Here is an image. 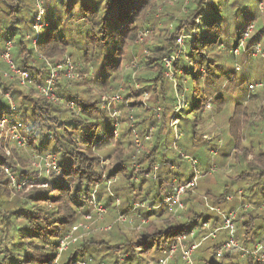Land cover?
I'll use <instances>...</instances> for the list:
<instances>
[{"label": "trees", "instance_id": "trees-1", "mask_svg": "<svg viewBox=\"0 0 264 264\" xmlns=\"http://www.w3.org/2000/svg\"><path fill=\"white\" fill-rule=\"evenodd\" d=\"M170 1L100 0L83 5L85 19L80 22L86 43L82 57L75 56L74 44L64 36L58 37L52 25L39 36L35 46L26 35L17 44L12 58L18 68L29 73L32 82L24 89L19 81L0 72V113L22 123L28 143L23 149L12 145L13 139L0 141V264H81L89 258L95 259L96 264H149L159 261L180 235L189 236L191 231H195V236H189L184 243L187 248L198 244L193 253L195 264H264L258 261L264 251L253 253L258 245H264V141L251 138L246 144L240 136L245 130L251 135L262 130L264 86L251 96L250 108L238 107L236 115L242 121L233 119L237 121V132H232L236 143L228 161L239 173L222 186L200 181L203 190L199 192L198 187L197 192L183 193L182 206L176 213L170 212L165 202L174 193V179L177 185H185L195 177L193 166L194 171L186 178L182 158L191 162L196 159L197 169H203L200 176H206L212 165L218 166L208 159L211 148H197L196 137L182 141L179 147L180 139H171V119L179 114L174 113V88L180 93L188 86L186 99L182 96L188 108L195 98L193 112L206 108L211 99L209 89L212 95L216 94L212 89L213 74L222 77L228 60L238 59L239 55L248 64L254 47L264 43V13L259 14L260 18L257 13L251 16L245 25L239 21L242 15L237 14V40L232 47L226 36L228 18L222 13V6H236L239 0H180L171 7V29L153 21L160 4L168 5ZM50 2L45 1L48 8ZM74 2L63 0L67 15ZM257 22L260 28L246 38L241 54L235 55L234 49L240 46L247 28ZM145 30H153L156 37L152 45L143 43L146 49L138 46ZM180 38L185 43L179 42ZM263 53L256 60L259 70L264 69ZM41 55L55 68L66 57H76V79L67 78L64 70H58L55 77L53 89L60 102L38 95V87L46 85L52 74L44 60L36 61ZM170 57H176L174 80L167 76L165 59ZM90 68L94 69L92 76ZM5 69L9 70L7 64ZM121 88L123 101L113 103L120 112L116 118L103 108L102 96L120 93L116 90ZM7 95L13 101V111ZM71 101L76 109L69 107ZM257 120L261 125L251 131ZM117 123L125 126L118 128V136ZM172 141L180 153L173 145L175 150H170ZM6 147L11 150L10 155ZM48 153L56 156L59 174L34 168L32 156ZM250 154L255 157L250 159ZM135 162L139 171L147 175L159 163L182 166L184 172L162 169L159 180L152 176L139 178ZM12 176L20 184L26 182L22 190L13 185ZM108 181L112 184L109 192ZM94 190L108 210L109 228L70 243L57 263L62 239L92 214ZM116 198H120V203ZM135 202L146 203L152 209L138 208L134 212ZM247 203L252 206L244 209ZM208 205L224 213L236 212V241L240 249L225 246L229 234L221 228L222 216ZM120 214L134 218V229L115 221ZM215 228H219L216 235L209 236ZM170 264H184L180 249Z\"/></svg>", "mask_w": 264, "mask_h": 264}, {"label": "rangeland", "instance_id": "rangeland-1", "mask_svg": "<svg viewBox=\"0 0 264 264\" xmlns=\"http://www.w3.org/2000/svg\"><path fill=\"white\" fill-rule=\"evenodd\" d=\"M45 1L46 0L43 1V9L42 11H40L37 0H0V72H2V74L5 77L10 78L12 80L19 81L18 77H16V75L12 72V70L10 69L8 65L7 66L9 70L5 69V64H8V62L4 60L3 52L5 51L7 44L11 42L13 45V48L11 51V57H12V54L14 53L17 44L22 38L25 37V35H26L25 38L28 40L31 38V36L34 37L36 35L35 25L38 23L37 16L39 14H41L40 23L44 25V27L40 31V35L44 33L45 31H47L48 29H50L49 27L52 25L51 28L54 27L53 28L54 30L53 29L52 30L58 37L64 36L66 40H69L71 43L74 44L72 47L75 50H77L75 51L76 57H82L84 55V51H85L84 47H85L86 41H85V33L82 31L83 24L80 22V19H85V18H84V14L81 11V7L85 4H88V3L90 4L92 1L95 3L100 2V0H75V2L70 6V9H71L70 11L72 12L68 15L65 13V10L62 7L63 0H51L49 8L46 6ZM222 1L224 3L225 0H222ZM177 2H180V0H172L170 1V3H168V5L162 4L163 3L162 2L156 11V14H154V19H153L154 23H156V25L160 27H169L171 29L173 26H172L171 19H170V13L174 11L172 10V8L174 4H176ZM238 2L241 3V6L240 4H238ZM18 3H20L19 6H18ZM222 13L228 18V23H227L228 32L226 33V36H228L231 39V46L233 47L235 46L236 40H237L236 39L237 33L234 32L235 26L236 24H238V22L235 19L238 17L237 14L242 15V16H239L240 17L239 21L242 23V25H245L247 20L251 16L256 15V13L258 14V16L259 14L264 13V0H239L237 1L236 6H232V4L230 3L228 4L224 3L222 6ZM253 24H254V29L252 33L255 34L256 31H258V28H260V25L258 22L253 23ZM153 30H149L150 32L148 36L145 37L143 41H140L138 46L142 45L145 48V45H143V43L145 44L148 41L149 45H152L153 43L156 42V37L153 36L154 35ZM252 33H250V35H252ZM180 39L181 40H179V42L185 43V42H182L183 38H180ZM30 43L28 42L29 46H30ZM116 43L120 44V36L118 37ZM260 43H261V48H263L264 43L262 42ZM243 45H245V43ZM78 47L80 49H78ZM223 47L224 46H222V49ZM183 48L185 49V45ZM261 53L258 54L256 57L249 58L250 61L248 64H246V61H243V59H240V55L238 56L239 57L238 59L236 58L235 60L229 59L228 60L229 66L227 67V72L222 77L217 76L216 73L213 74L214 75L213 77L215 80L214 87L210 83L209 85L213 87L212 89H215L216 94L212 95L211 89H209V94L211 96L210 97L211 99L208 101V103L211 104L209 108H203L202 110L193 112L191 109L194 105L195 98L192 99L191 102H189L188 104L189 108H188L186 107L185 105L186 102L184 101L183 96H182L184 95L186 99V94L188 93V89H189L188 86H186L185 90L180 93L177 90H175L176 88H174V91H176L175 93L176 103L174 105L175 107L174 113L176 112V107L179 103V99L182 102V108L177 112L179 113L178 118H180L179 119L180 120L179 131L182 133L181 138L177 143V147L180 146L182 141L196 137L197 141L195 143H196L197 148H200L203 146L204 148L208 150L211 148L213 152L217 151L216 155H213V152H210L211 155L208 156V159L212 161V163L214 162L215 164L216 162V164L218 165L216 168V171L209 172V169H210L209 168L206 176H200L199 178H197V189L199 187V192L203 190V188L201 187L200 181L204 180L203 183L208 184V185L210 183L212 185L215 184L217 186H222L226 183L225 180H229V182H231L232 181L231 178L235 177L237 173H239V169L235 168L233 166L234 164L228 161L230 158L233 157V148L236 143V140L234 139V134L232 132H237L236 122L242 121L241 117L239 115H236V111L238 107L240 106L242 108H250L251 103L249 101H250L251 96L253 94L259 93L263 88L258 85H260L262 82L264 86V81H263L264 80V69L259 70L257 68L258 62L256 61L258 60V58H260ZM263 54H262V57L264 56ZM76 57H73L72 59L73 62L74 60L76 61ZM37 58L38 59L36 61L41 59L40 56H38ZM13 63H15L14 60H13ZM135 65L136 64L134 63L132 66L134 67ZM237 67H239L240 69L237 70ZM93 73H94V69L90 68L89 75L92 76ZM75 74L76 76L73 79H76V77L79 75L76 68H75ZM167 76L169 78L173 76L171 71L169 72V75ZM258 81H261V82H258ZM19 84H20V81H19ZM20 86L24 89L29 88L28 85L22 86L20 84ZM251 86H254V88H252ZM79 87L81 89L83 88L82 86H79ZM116 91L120 92L122 95V98H124V94L122 93V91H124L123 88H121L120 91L119 90H116ZM116 91H113V92H116ZM38 93H39L38 94L39 96H43L40 93V91H38ZM177 94H178V101H177ZM104 96L109 97V96H112V94L105 93L103 94L102 99ZM179 96L181 97L179 98ZM56 97H58V95H56ZM144 98L147 99L148 98L147 95ZM55 102H60V101L58 100ZM102 105H103V102H102ZM103 108L108 111L109 115H112V109H113L112 107H111V110L108 109L109 108L108 106H104ZM258 110H259L258 112L261 111L260 108ZM262 118L264 117H261L260 119ZM186 119H188V121ZM233 119L237 121L235 122ZM262 123H263L262 130L257 135L256 134L251 135V133L249 134V131L247 130L241 133L240 136H242L243 143L248 144L249 141H251V138L255 142H258L260 140L264 141V120ZM255 125L257 127L256 126L252 127L251 131L255 128L256 130L259 128V126L261 125L260 120H257L255 122ZM123 128H125V126L119 125V129H123ZM170 135H171L172 140L175 139L174 131H172V134ZM116 136H118V134H116ZM9 140H10V137L8 138L7 141ZM13 141L14 142L12 145H18L14 139ZM170 145H171L170 150H173L175 148L178 150H175V149L174 150L180 153L181 150H179V148H177L174 145L173 141L170 142ZM172 145L174 146V148H172L173 147ZM107 146L110 147V144H108ZM23 149H26V148H23ZM5 151L6 153L7 151L9 152L8 155L11 154V150L9 148L6 147ZM32 157H33L34 168L37 170H40L41 172H42V169L45 170V164H44L45 162L40 159V156L35 155ZM249 157L250 159H252L255 156L250 154ZM182 159H183V162L181 165L186 166V167L184 166L187 172L186 178H189L191 175V170L192 172L194 171L193 164L190 159L189 160L185 158H182ZM135 165H136V168L138 169L137 162H135ZM242 165H245V163L243 162ZM156 167H158V169H156ZM170 168L173 169L174 172H180V171L184 172L182 166L178 167L177 165V167H175V165H172V163L170 165L164 166L159 163L155 165L153 172L148 175L144 174L142 171H139L138 169L139 178L145 177V176H148V177L152 176L155 180H159L160 177H158V173L162 169H170ZM155 169H156V172H155ZM202 170L203 169H201L200 173L202 172ZM108 185L109 187L107 188V190L109 192L110 186L112 184L109 183ZM40 186L44 187L45 184H40ZM197 189L195 190V192L198 191ZM19 190H22V188ZM135 203L141 204L142 202H135ZM101 204L104 205L102 202ZM247 204L244 205V209H248L250 206H252L251 203L249 205ZM147 207L148 208H146V210L152 209L150 205H147ZM91 213L92 214L90 218L84 217V220L80 221L77 224V226L73 228L74 230L69 231V232H72L71 233L72 236L70 237L72 241H70V243H73L75 240H80L81 238L86 237L88 235L92 236V233H96L97 231H101V229L103 228L106 229V227H109L107 226L108 224L107 222H109L107 220V217H108L107 208L102 218H98V215L94 211V208L92 209ZM121 215L122 214L118 215L115 221L120 222L121 224H124L126 227H132L134 229L133 225L135 224V222H132L134 218L128 217V215H124L126 218V221L124 222L125 218H122L121 220H119V217ZM115 221H113L112 223H114ZM146 222L148 223V221ZM61 255H59L57 263ZM88 262L89 264H96V261L93 258H89Z\"/></svg>", "mask_w": 264, "mask_h": 264}, {"label": "built area", "instance_id": "built-area-1", "mask_svg": "<svg viewBox=\"0 0 264 264\" xmlns=\"http://www.w3.org/2000/svg\"><path fill=\"white\" fill-rule=\"evenodd\" d=\"M43 1L44 0H37L38 2V7L39 10L42 11L43 9ZM41 13V12H40ZM37 20L38 23L35 25V31H36V35L34 37L31 36L30 39H33V45L37 44L38 38L40 36V31L42 30V28L44 27V25L42 23H40L41 21V14H39L37 16ZM48 25V24H47ZM254 29V24H250L249 27L247 28L246 32L244 33L242 42L240 44L239 47H237L236 49H234V53L235 55H238V53H240V48L244 47V41L246 40V38H248L250 36V33H252ZM149 30H145L140 34V37L138 39V42L143 41L145 37L148 36L149 34ZM30 37V36H28ZM181 40V39H180ZM13 45L11 42H9L6 46L5 51L3 52V58L5 61L8 62V66L10 67V69L12 70V72L16 75V77H18L20 84L22 86H27L29 84H31V79H30V75L27 71L21 70L20 68H18L15 63H13L12 57H11V51H12ZM262 52V48L260 44H257L254 47L253 53H252V57H256L258 54H260ZM42 60H44L48 66H50L52 68V74L51 77L48 78V80L46 81V85L44 86H39L38 89L40 91V93L47 97L48 99L51 100H60V98L56 97L55 93H54V85H55V77L58 74V70H64L65 72V76L67 78H74L76 76L75 74V65L73 63V61L69 58L66 57V59L58 64V66L52 67V64L50 63V61L45 58L44 56H40ZM173 60H176V57H170V58H166L165 59V63H166V67L168 69L167 71V75H169V72L171 71L172 75L170 77V79L174 80V74H173ZM240 68L237 67V70H239ZM262 84V83H261ZM258 85V86H263L262 85ZM252 88H254V86H251ZM9 100H10V110L13 111L14 110V104L13 101L11 100V98L9 97V95H7ZM122 100V95L120 93H115L112 94V96L109 97H103L102 101H103V107L104 106H108L109 110L112 109V116L118 118L120 116V112L113 107V103L116 102H120ZM62 101V100H61ZM105 104V105H104ZM211 106L210 103L207 104L206 108H209ZM69 107L71 109H76V104L75 102L71 101L69 102ZM182 108V102L179 99V103L176 107V112L177 113L180 109ZM179 124H180V120L176 117H172L171 119V127L174 129L175 131V135L176 138L175 140L178 141L181 138V133L179 132ZM118 128H119V123H117V129L115 131V134H118ZM23 129L24 126L22 125V123L20 122H16L14 121L11 117H9L8 115H6L5 113H0V141L2 140H8V138L10 137V139H14L16 141V143L21 146L22 148H26L28 140L27 137L25 136V134L23 133ZM146 139H149V137H146ZM7 154H9V152L7 151ZM214 154L216 155L217 152H214ZM188 158V157H187ZM40 159L42 161H44L45 163V171L47 174L55 172L57 174H59L60 171V166L58 163V160L56 158V156L54 154H45L40 156ZM193 162V166L196 168L195 169V177L191 180H189L187 182V184L185 185H178L177 186V181L176 179H174V193L168 197L167 199H165V202L168 204L169 210L170 212H174L176 213L178 206L181 207V202H180V196L185 193L187 190H192L194 191L195 188H197V178L200 177V171L197 169V165H198V161L196 159H192ZM217 166L216 165H212L209 169V172H215L216 171ZM156 169H158V167H156ZM155 169V172H156ZM12 183L13 185L19 189L22 188L23 184H26V182H24L23 184H20L19 182H17L16 178L14 176H12ZM110 183V181L107 182V185ZM109 186V185H108ZM116 202L120 203V199L116 198ZM91 206L92 208H94V211L96 212V214L98 215V218H102L103 214L105 213V206L102 205L98 198H97V191L95 190L93 195H92V199H91ZM209 206V205H208ZM148 208L147 205L145 203H135L133 206V211L136 212L138 210V208ZM156 208H159V206H157ZM209 208L211 210H216L223 219V226L221 227L224 230L228 231L229 234V240L226 243V247L227 248H239L240 249V244L236 241V227H235V219L237 217V214L235 211L229 212V213H224L221 212L219 208H215L212 206H209ZM86 217L90 218L91 214L86 215ZM122 218H125V216L122 214L119 217V220H121ZM126 221V218L124 219V222ZM146 219H143L144 223H147ZM81 225V224H80ZM205 226H207V224H205ZM109 227H106V229H108ZM219 230V228H215L213 231H211L210 235L211 237H214L217 233V231ZM72 232H70L66 237H64L61 241V245L59 248V255L68 248L70 241H72V239H70V237ZM190 237H194L195 236V231H191L189 233ZM189 236L185 233L182 234L178 237L177 240H175L172 244L170 249L168 250V252L166 253V255L162 258H160L159 261L152 263V264H169L170 261L172 260V258H174L175 254L177 253V251L180 249L181 253H182V260L184 262V264H195L194 263V259H193V253L195 248L198 246V244L192 245L189 248H187L185 246V241L188 240ZM207 237H205L203 240H205ZM246 254H249L250 251L245 250ZM264 251V245H258L256 250L253 252L255 253V255H257V252L259 251ZM58 255V258H59ZM258 261L263 262L264 263V254L261 256H258ZM81 264H89L88 261H82Z\"/></svg>", "mask_w": 264, "mask_h": 264}, {"label": "crops", "instance_id": "crops-1", "mask_svg": "<svg viewBox=\"0 0 264 264\" xmlns=\"http://www.w3.org/2000/svg\"><path fill=\"white\" fill-rule=\"evenodd\" d=\"M179 208H180V207L178 206V209H179ZM167 252H168V251H167ZM161 258H162V257H161ZM170 262H171V261H170ZM152 263H155V262H152V261H151L149 264H152ZM169 264H170V263H169Z\"/></svg>", "mask_w": 264, "mask_h": 264}]
</instances>
